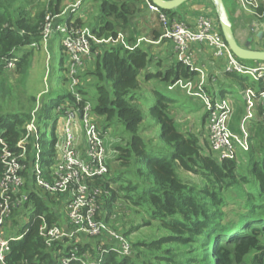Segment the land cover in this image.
<instances>
[{
    "label": "trees",
    "instance_id": "16d2710c",
    "mask_svg": "<svg viewBox=\"0 0 264 264\" xmlns=\"http://www.w3.org/2000/svg\"><path fill=\"white\" fill-rule=\"evenodd\" d=\"M63 1L50 0L45 6L39 7L36 14H32L25 6L15 8V0H0L2 99L9 91L5 86V77L11 70L8 65L14 62L15 73L22 79L26 78L32 51L37 49L32 45L41 43L47 18L63 14ZM139 6L143 7L140 0H101L99 16L94 22L85 26L77 20L76 25L89 28L98 39H116L122 34L129 46H135L145 34L152 41L160 40L163 31L158 15L155 14L159 22L158 28L148 27L150 21L146 22L148 26L143 27V30L134 24L135 17L140 12ZM143 9L146 10L144 7ZM257 12H264L262 5ZM68 16L56 22L72 25V16ZM146 31L148 32L145 33ZM60 39L61 35L56 33L51 42ZM60 44L63 50L62 42ZM22 48H29L30 51L18 56V51ZM93 50L98 54L83 74L96 86L94 113L104 120L106 128L119 124L130 135L128 140L122 137L126 141L125 146H117L115 149L119 169L127 177L118 172L113 181L119 185L121 198L136 207L146 208L151 213V220L159 222L169 234L150 243L131 244V251L143 247L152 255L158 248L164 256L159 259L166 264H244L252 254V264H264V132L257 139L255 137L250 140V150L244 154L245 174H242L236 161H220L212 152L206 154L199 137L182 133L170 114V105L174 101L154 90L152 92L158 99L150 109V114L161 126L160 140L165 148L155 147L152 140H145L140 135L144 115L137 105L142 88L140 76L153 65V56L143 46L130 51L121 44L94 45ZM159 65L160 63L157 67ZM194 77L195 74L177 62L166 72L148 73L144 81L147 83L156 78L159 82L171 85L179 79ZM226 78L243 87L249 82L248 78L238 75L226 74ZM221 91L222 94L228 92L225 87ZM78 93L87 98L89 91L78 90ZM41 98H32L29 101L30 107L21 109L19 113L7 114L0 109V181L5 173V166L1 162L3 149L7 146L12 152L19 153L17 145L26 136V126L32 120L36 107L40 106L37 118L39 125L42 118L48 117L53 104L59 106L64 98L72 104L75 102V96L71 92L66 97L58 96L51 100L52 105L50 102H42ZM27 147L31 159V153L35 151L33 140ZM41 147L42 159L49 158L43 163L45 171H48L54 162L52 159L56 157L55 142L49 146L42 139ZM178 170L199 177L202 184L196 185L181 179ZM23 175L26 176L25 190L30 193L24 207L16 210L11 218L9 234L21 239L10 243L6 264H60L64 242H58L50 249L39 235L42 218H46L50 226L61 222L60 204H56L53 200L55 198L36 188L32 176L25 172ZM100 184L98 180L97 185ZM105 185L103 183L106 189ZM234 191L242 200L241 207L225 214L221 208L226 205L227 199H231L229 193ZM118 192L113 191L111 198L103 205L104 210L113 209L114 202L120 198L117 197ZM30 208L32 214L26 225L21 227L23 213ZM106 220L110 221L109 218ZM123 236L127 237L126 234ZM170 245H177L179 248H168ZM79 247V254H83L88 250L89 244L84 247L80 244ZM91 254L98 258L94 250ZM139 255L138 252L135 256L124 257L113 251L104 255L103 264H142L138 259ZM120 259L123 260L120 262Z\"/></svg>",
    "mask_w": 264,
    "mask_h": 264
},
{
    "label": "built area",
    "instance_id": "2783aa9c",
    "mask_svg": "<svg viewBox=\"0 0 264 264\" xmlns=\"http://www.w3.org/2000/svg\"><path fill=\"white\" fill-rule=\"evenodd\" d=\"M140 1L147 11L158 15L161 22L163 35L156 42L142 37L135 46H129L122 34L116 39H98L89 28L79 27L75 21H72V25L57 23L56 20L66 15L64 13L47 18L41 43L32 46L37 49L49 46L54 34H60L63 51L70 59L67 69L72 87L75 88L81 74L88 70L98 54L93 50L94 45L121 44L132 51L144 46V43L159 45L164 41L172 42L178 62L190 73L196 74L197 79H179L168 90L182 91L186 96L204 104L207 110L210 151L220 161H235L239 154L248 153L252 136L246 124L256 121L253 125L258 123L264 126V63L250 67L239 60L225 42L218 22L211 16H201L191 24L178 17L170 19L166 11L157 7L152 0ZM237 1L245 11L253 7L258 14L257 10L261 6L259 0ZM80 5L78 2L72 6V12L80 9ZM257 16L264 19V13ZM197 45L207 46L216 59L223 60L226 74L251 79L242 90L246 113L239 133L231 128L235 114L232 99L228 96L216 98L208 92L207 77L203 69L197 66L192 50ZM8 66L15 68V63L11 62ZM71 93L75 96L74 104L63 101L56 107L55 112L63 117L58 120L60 129L58 139L55 140L56 157L52 159L54 162L48 171L44 170L43 163L49 158L42 159V136L37 125L39 105L26 126V136L17 145L19 153L12 152L7 146L3 149L1 162L5 166V173L0 181V264H6L10 243L21 239L9 234V229L14 212L22 209L29 198L30 191L22 190L26 184L24 172L32 176L36 188L49 194L55 198L53 200L56 204H60L61 222L50 226L46 218H42L39 231L40 237L50 249L56 243L64 242L60 264H103L104 255L113 251L124 257L130 255V245L124 242L122 234L110 228L106 220L109 218L106 216L107 210L103 209L108 199L103 183H106L110 174L111 157L106 148L110 129L99 122L94 113V105L88 97L80 95L78 91ZM32 140L35 151L31 153L30 159L27 146ZM98 180L102 185H97ZM91 240L96 242V247H93ZM87 243L88 250L79 254V245L84 247ZM93 250L98 258L91 254Z\"/></svg>",
    "mask_w": 264,
    "mask_h": 264
},
{
    "label": "rangeland",
    "instance_id": "374dc122",
    "mask_svg": "<svg viewBox=\"0 0 264 264\" xmlns=\"http://www.w3.org/2000/svg\"><path fill=\"white\" fill-rule=\"evenodd\" d=\"M50 0H15V8L20 6H25L32 14H36L39 7L45 6ZM78 2L81 3L80 9H75V12H72V6L76 5ZM225 6L227 8L230 20L233 24V30L235 37L239 44L244 45L247 39H250L249 28L246 26L244 30L243 27H238L234 18L240 22L247 21L248 18H255L257 20L258 14L262 15L263 13L256 14L253 7H250L249 10H244L237 0H224ZM259 4L263 6L264 10V0H259ZM101 5V0H64L61 4V10L66 15L64 18H67L68 14L72 16V21L77 22V20L83 22L85 26H88L90 23L94 22L95 19L99 16V7ZM195 6V9H190V6ZM190 10H187V9ZM140 12L137 14L134 20V24L140 29L143 30V27H147V23L150 21L151 29L158 28L159 22L155 14L150 13L147 9L139 6ZM247 12V13H246ZM170 19L179 18L180 20L185 21L186 16L191 17L193 20L201 16H213V18L218 22V16L215 8L211 4L210 0H192L189 4L183 5L176 11L165 12ZM241 14V15H240ZM63 18V17H62ZM81 19V20H80ZM258 21H260L258 19ZM147 22V23H146ZM219 24V22H218ZM241 30V33H240ZM245 31V32H243ZM146 31L145 33H147ZM144 33V32H143ZM145 38L146 34L144 35ZM143 36V37H144ZM254 44L259 43L257 37H254ZM61 39L49 44V46L41 47L40 49H34L30 57V66L28 68V73L25 79H22L15 72V68H11L10 72L5 77V86L9 89L5 93L4 99L0 96V109L5 111V113H19L21 109L29 108V101L32 98L39 99L44 103H51V100H55L58 96L66 97L69 92H76L78 90L89 91L87 97L89 101L95 106V98L97 96L95 83L89 82L90 78L87 75H82L79 79L78 85L73 88L72 81L69 77L68 69L70 59L61 48ZM155 46L144 43L143 48L147 50L151 56H153L152 66L147 70L143 71L140 76L141 91H139L138 97V106L142 110L144 115V122L140 129V135L144 137L145 140H152L155 147L163 146L160 140L162 133L161 126L157 124L154 118L150 114V109L157 103L158 96L155 95L152 91H158L161 95L167 99L173 100L174 104L170 105V114L175 120L177 127L182 133L185 134H194L199 137L200 143L203 146L205 153L210 154V147L208 142V122L207 120V110L204 107V104L197 99H192L188 96L182 94V91L170 92L168 90L169 84L167 82H159L156 78L150 82L145 83L144 78L148 73L157 74L160 71V68L157 67L158 63L160 65L162 62L157 60L159 57V51L152 48ZM254 49L260 50L264 47L253 46ZM159 49L161 47H158ZM165 48V47H164ZM260 48V49H259ZM30 49L22 48L18 51V56L24 55L29 52ZM219 62L220 70L219 73H224L225 64L221 61ZM250 67H256L257 63L246 62ZM14 67V64H13ZM162 72L164 70H161ZM248 80H251L248 77ZM90 83V84H89ZM232 91H228L227 94L231 97L239 106H235V114L231 122V128L235 132H240L239 127L241 121L246 113V103L243 101L242 89L236 84L231 86ZM3 100V101H2ZM64 103H71L68 99H63ZM49 103V104H50ZM56 106L53 104L52 108L49 110L48 117H44L39 122L40 133L43 141L49 146L58 139V132L60 129L59 119L63 115L57 114ZM37 108V107H36ZM206 120L204 121V119ZM99 122L103 124L104 120L98 118ZM256 121L246 124L249 134H251L253 140L264 132V126L253 125ZM254 135V136H253ZM263 135V134H262ZM126 140L130 139V135L125 132V129L122 125L115 124L110 128L109 141L106 140V148L110 154V174L108 175V180L106 181V192L108 194V199L111 198L113 191L118 192L119 185L115 184L113 178L117 177L118 172L124 173L123 170L119 169V163L117 160V153L115 149L117 146H125ZM264 137V135H263ZM217 158V157H216ZM239 165L240 172L245 174L243 171V166L246 163V157L244 154H239L235 160ZM119 169V170H118ZM45 170V169H44ZM126 175V173H124ZM179 177L185 179L190 183L196 185H201V180L199 177L194 176L193 174H187L182 170H178ZM127 177V175H126ZM25 191V189H22ZM22 191V192H23ZM118 192L117 197H120L119 200L114 202L113 209L107 210L106 216H109L110 221L108 225L111 229L117 231L119 234H126L127 237H124V242L129 245L135 243H147L152 241H157L163 238L166 235H169L157 221L151 220V213L147 211L146 208H139L128 202L127 200L121 198L122 194ZM229 195L231 199L226 200V205L221 208V211L225 214L237 210L241 207L242 200L238 198V194L230 192ZM57 208V207H55ZM63 215L65 211L63 209ZM24 218L21 221V227L25 226L29 220V216L32 214V209H26L24 211ZM23 217V215H22ZM148 223H150L148 225ZM89 242V241H88ZM93 247H96V242L91 240ZM65 247V245H64ZM202 247V246H201ZM166 248V247H165ZM168 248L177 250L179 246L170 245ZM198 249V248H197ZM139 255L140 263L147 262L148 264H166L163 260L159 258L164 257L163 253L157 248L151 255L150 251L140 247L137 251H131L129 256H135L137 253ZM205 253V252H204ZM254 255H250L246 258L244 264H252ZM123 259H120L121 262ZM131 264V263H129Z\"/></svg>",
    "mask_w": 264,
    "mask_h": 264
},
{
    "label": "crops",
    "instance_id": "0c3cea01",
    "mask_svg": "<svg viewBox=\"0 0 264 264\" xmlns=\"http://www.w3.org/2000/svg\"><path fill=\"white\" fill-rule=\"evenodd\" d=\"M190 9H192V10L195 9V6H190ZM190 9L188 8L187 10H190ZM258 19L260 21H258ZM234 20L236 21V23H237L236 25L238 27H243V29H241V30H244L246 28V26L250 30V32H249L250 39H247L244 44H247V42L250 41L251 42L250 46L253 49H254V47H253L254 45H257V47H264V19L261 20L258 17L256 20L255 18L251 17V19L248 18L247 21H245V20L242 21V18H240V22H238V20L236 18H234ZM194 21L195 20H193L189 16H186V18H185V22H187V23L193 24ZM241 30H240V33H241ZM243 32H245V31H243ZM261 32H263V35L261 36V38H259L258 35ZM254 37H257L259 43L254 44V42H255ZM50 44H52V42H50ZM153 46H155V47L152 48V50L156 49L159 51V57H157L156 59L160 60L162 62V64L159 65L160 71L164 70L163 72H166L167 70H169L171 67H173L178 62L177 57H176L175 47H174V44L172 42L164 41L159 45H153ZM158 47H161V48L159 49ZM192 50L195 54L194 57H196V59H197L196 60L194 58L197 66H199L203 69V71L207 77L208 92L216 98H223L226 96L229 97V95L227 93L222 94L221 88L225 87V88H227V91H232L231 86H234L238 83L233 82L232 80H229L228 78H226L225 72L222 74L219 73L220 66L218 65L219 64L218 61H221L223 64H224V61L216 59L213 55L212 50L209 49L207 46H200V45L193 46ZM260 50H263V49H260ZM194 79H197L196 74H195ZM238 85L243 90V86L240 84H238ZM173 92H176V91H173ZM182 94H184V93H182ZM232 101H233L234 107L239 106V105H237V103L233 99H232ZM243 101H244V99H243ZM255 125H257V124H255Z\"/></svg>",
    "mask_w": 264,
    "mask_h": 264
},
{
    "label": "water",
    "instance_id": "95a60500",
    "mask_svg": "<svg viewBox=\"0 0 264 264\" xmlns=\"http://www.w3.org/2000/svg\"><path fill=\"white\" fill-rule=\"evenodd\" d=\"M192 0H152V2L166 12L176 11L183 5L191 2ZM211 4L215 8L218 16V22L222 36L229 46L232 53L241 61L244 62H254V63H264V50L253 49L250 45L251 42L241 45L238 43L234 30L233 24L230 20L227 8L225 6L224 0H210ZM263 32L259 33L258 37L261 38Z\"/></svg>",
    "mask_w": 264,
    "mask_h": 264
}]
</instances>
